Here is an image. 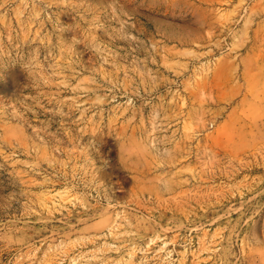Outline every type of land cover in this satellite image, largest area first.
<instances>
[{"label": "rangeland", "instance_id": "rangeland-1", "mask_svg": "<svg viewBox=\"0 0 264 264\" xmlns=\"http://www.w3.org/2000/svg\"><path fill=\"white\" fill-rule=\"evenodd\" d=\"M0 264H264V0H0Z\"/></svg>", "mask_w": 264, "mask_h": 264}]
</instances>
